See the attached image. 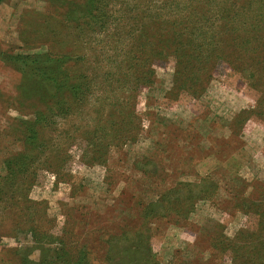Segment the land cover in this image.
Instances as JSON below:
<instances>
[{
	"label": "rangeland",
	"instance_id": "obj_1",
	"mask_svg": "<svg viewBox=\"0 0 264 264\" xmlns=\"http://www.w3.org/2000/svg\"><path fill=\"white\" fill-rule=\"evenodd\" d=\"M85 2L0 1V163L45 105L3 56H69L89 78L0 264L62 246L70 264L83 248L89 264H264V0H106L103 29L73 16Z\"/></svg>",
	"mask_w": 264,
	"mask_h": 264
},
{
	"label": "trees",
	"instance_id": "obj_2",
	"mask_svg": "<svg viewBox=\"0 0 264 264\" xmlns=\"http://www.w3.org/2000/svg\"><path fill=\"white\" fill-rule=\"evenodd\" d=\"M165 4L173 5L172 3ZM105 6L106 0H89L88 3L85 2L75 9L73 16L81 18L85 27L93 23L96 24L97 29H103L110 17ZM199 8L204 10L203 6ZM136 16L137 13L134 14V19ZM138 18L141 17L138 16ZM131 26H135L131 27L134 38L143 34L142 24ZM170 51L181 58L186 55L183 48L175 50L170 48ZM188 53L187 50V55ZM3 59L20 76L17 87L19 96L25 100L34 99L38 103L45 104L44 109L35 110L32 120L20 121L21 145L19 150H10L0 163V237H12L13 232L22 228L20 224L23 221H25V228L29 230L27 228L29 219L22 218L21 211L18 210L19 204H25L23 212L24 215L29 216L30 221H33V217L36 218V213L25 202L27 190L32 183L31 179L37 176V171L45 164L47 161L45 158L47 159L48 155L57 157L53 150L56 147L54 140L61 135V130L57 128L58 122L55 119L64 120L78 116L77 104L82 102L87 93L89 78L86 69L75 68L76 60H73V64L69 63V56H56L49 52L8 53L3 56ZM48 151L54 152L47 154ZM30 233L39 237L43 235L34 227L30 228ZM59 244L61 245V242ZM58 249L60 253L54 262L45 264H70L72 259L70 251L64 246ZM88 258V248H83L77 256L79 264H89ZM0 261L7 262L2 257ZM24 264H27L26 260Z\"/></svg>",
	"mask_w": 264,
	"mask_h": 264
}]
</instances>
